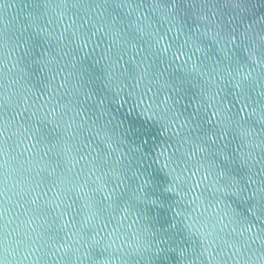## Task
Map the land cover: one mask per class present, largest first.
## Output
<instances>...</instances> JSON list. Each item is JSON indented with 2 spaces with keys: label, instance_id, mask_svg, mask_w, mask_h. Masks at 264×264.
Here are the masks:
<instances>
[{
  "label": "water",
  "instance_id": "obj_1",
  "mask_svg": "<svg viewBox=\"0 0 264 264\" xmlns=\"http://www.w3.org/2000/svg\"><path fill=\"white\" fill-rule=\"evenodd\" d=\"M0 264H264V0H0Z\"/></svg>",
  "mask_w": 264,
  "mask_h": 264
}]
</instances>
